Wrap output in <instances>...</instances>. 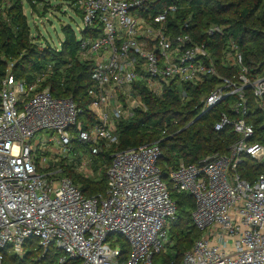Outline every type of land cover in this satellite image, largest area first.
Masks as SVG:
<instances>
[{
  "label": "built area",
  "instance_id": "1",
  "mask_svg": "<svg viewBox=\"0 0 264 264\" xmlns=\"http://www.w3.org/2000/svg\"><path fill=\"white\" fill-rule=\"evenodd\" d=\"M157 1H77L78 59L92 66L87 94L94 122L87 129L73 99L56 97L45 86L51 65L31 82L17 79L14 63L8 65L0 88V264L3 251L11 248L21 256L29 240L46 253L52 246L61 251L59 264H156L176 221L171 189L195 199L192 221L202 233L183 264H264V173L253 183L240 173L245 156L264 162V135L256 141L248 122L250 101L264 119V73L244 65L234 42L220 59L212 55L193 39L189 21L172 32L168 20L179 7L147 14ZM207 34L223 35V29L211 27ZM209 80L217 86L201 100V115L232 100L236 116L231 120L223 113L214 127L216 132L232 127L239 136L227 155L200 166L180 164L167 174L169 186L158 167L159 144L115 151L98 169L106 170V193L91 197L61 174L65 166L81 177L93 176L102 147L118 143L117 123L147 110L137 83L162 100L174 82L198 87ZM181 99L189 101L187 90ZM75 140L87 150H77ZM114 235L121 239L109 244ZM120 241L127 255L116 246Z\"/></svg>",
  "mask_w": 264,
  "mask_h": 264
},
{
  "label": "trees",
  "instance_id": "2",
  "mask_svg": "<svg viewBox=\"0 0 264 264\" xmlns=\"http://www.w3.org/2000/svg\"><path fill=\"white\" fill-rule=\"evenodd\" d=\"M54 1L56 0H0V88L10 63H14L13 74L16 78L27 82L33 81L36 75L51 65L53 75L45 86L50 87L56 97L73 99L83 111L79 121L87 129L94 122L89 110L91 98L87 94L93 84L92 66L78 59L80 42L77 32L70 24L63 26L64 39L59 49L54 48L48 43L43 44L41 38L34 37L25 14L24 7L27 5L31 13L39 18H46L53 9L51 3ZM67 1L71 2L74 14L82 19L78 0ZM171 5L179 7V11L168 20V27L172 32H180L183 24L189 21L193 39L206 45L212 55L220 59L224 47L234 42L243 55L244 65L256 73H264V0H158L154 5H149L147 14L157 15ZM215 26L223 29V35L207 34V30ZM86 33L83 32V35L86 36ZM215 86V80H209L198 87L174 82L160 100L143 84L137 83L135 87L147 110L138 109L131 119L117 123L118 143L108 148L102 147V152L92 167L93 176L81 177L74 168L65 166L61 174L72 178L84 195L91 197L106 193V170L100 174L98 169L109 164L110 154L115 151L136 150L159 144L162 157L158 167L167 183L169 171L182 163L200 166L214 155H227L239 136L232 127L221 132H216L214 127L223 113L231 120L236 119L230 109L232 100L216 106L194 122L202 114L201 100ZM183 89L189 93L188 102L181 99ZM248 107V122L254 125L256 141H260L264 135L263 115L255 102L250 101ZM75 143L81 145L77 140ZM79 148L78 150H87L88 147L83 145ZM240 173L244 180L253 183L264 173V162L245 156ZM171 197L177 205L176 221L170 230V245L165 253L155 258L156 264H183L184 255L202 236L192 221V214L196 209L195 199L190 194H179L172 189ZM121 247L123 254L127 255V244L123 243ZM24 251L21 256L9 254L8 250L3 251L4 264H59V259L63 256L54 246L47 253L44 252L36 240H29Z\"/></svg>",
  "mask_w": 264,
  "mask_h": 264
},
{
  "label": "rangeland",
  "instance_id": "3",
  "mask_svg": "<svg viewBox=\"0 0 264 264\" xmlns=\"http://www.w3.org/2000/svg\"><path fill=\"white\" fill-rule=\"evenodd\" d=\"M51 4L53 5V9L50 11L49 16H47L46 18H39L33 12L31 13V10L27 5L24 7V10L25 14L28 17L31 31L34 37L41 38L43 44L48 43L52 47L59 49L61 46V42L64 39V36L62 34V27L70 24L75 29V32H77V28L81 27L82 22L81 19L74 14L73 9L70 7L71 2H68L67 0H56ZM83 145L84 144L81 143V145L79 146ZM51 146L52 144L49 143L48 150L46 152L47 154L50 153ZM79 146L77 145V150L80 149ZM119 239L121 238L118 235H114L111 238L109 244H111L112 241L116 242ZM123 243L124 241L118 242L116 246L121 247ZM8 253L13 254L14 252L11 248H9Z\"/></svg>",
  "mask_w": 264,
  "mask_h": 264
},
{
  "label": "water",
  "instance_id": "4",
  "mask_svg": "<svg viewBox=\"0 0 264 264\" xmlns=\"http://www.w3.org/2000/svg\"><path fill=\"white\" fill-rule=\"evenodd\" d=\"M203 115L199 116L194 122H197Z\"/></svg>",
  "mask_w": 264,
  "mask_h": 264
}]
</instances>
